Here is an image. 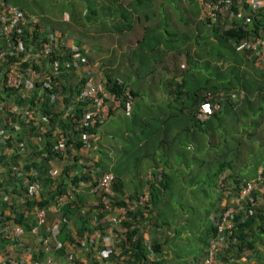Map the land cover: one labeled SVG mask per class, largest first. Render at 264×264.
Listing matches in <instances>:
<instances>
[{
  "label": "trees",
  "instance_id": "obj_1",
  "mask_svg": "<svg viewBox=\"0 0 264 264\" xmlns=\"http://www.w3.org/2000/svg\"><path fill=\"white\" fill-rule=\"evenodd\" d=\"M80 1L81 4L79 3V6H77L74 4L73 0H67L69 4L67 6L68 19L70 20L73 29H82L87 23L92 22L100 23L98 27L105 26L108 27V30L115 32H120L123 29H132V31H134L133 29L138 27V36L134 37L138 52L143 50H146V52H152L151 50L157 45L162 44H164V46H169L168 52H170L172 50L171 47L177 44L180 40V34L175 31H162L161 28L159 29V26L154 23L149 26L142 23L143 21L150 19L151 14L148 11L149 7L156 3L157 12L155 13L156 9H153L152 15L159 17V9H161L160 11L162 12L161 15L164 24L167 26V17L164 14L165 11L163 9L164 5L162 4V0ZM188 2L194 3L198 7L197 0H188ZM8 5L17 6L23 11L32 14V11L29 10L30 7L28 6V0H0V10L6 8ZM244 6L245 8L242 19L244 17L248 20L245 24H242L241 20H235L233 26L224 28L223 25L219 23L208 25L205 22L196 20V22L205 29V35L200 45L202 48L208 50L205 51L204 55H200L197 52H193L191 55L187 52L183 60L173 61L176 63L177 69H170L174 71L172 74H178L180 76L179 82L176 83L177 86L184 87L187 90L178 91V87L174 88L173 91L170 92L172 98H169L160 106V108L153 105L151 114L148 112L146 114L138 109L140 110L139 119L137 120L138 123H135V125L139 126V129L137 132H130L131 135L139 137L141 125L143 123L149 125L152 124L149 127L151 129L149 132H155V129L157 128V130H160L159 132H161L159 135L163 136L159 142V149L165 143H169L170 145L179 144L178 153L181 155L188 152L187 149H185L188 144H194L195 149H199L201 153L202 151L205 152V155H203L204 158L196 160V163L203 164L206 162L205 170L202 174L207 173L206 179L212 182L213 187H215L214 184L219 181L218 186H216V192H219L220 190V194H217L216 197V208L213 207L210 211L208 210L210 216L208 215L206 218H208L207 220L209 223L200 232L201 235L196 239L200 241L202 245L204 244V249L200 258L201 260L206 254V247L209 244V240L216 236L223 237V242L225 244L223 243V246L217 255L218 259L221 260V264L227 263L229 253L232 254L239 252L243 248L251 249L253 242L251 243L252 240L249 241L247 239V230L251 229V225L255 220H258L259 224L264 221V213H260L264 211V194H257L254 193V191L252 193L254 198L253 204L247 202L245 211H239L234 214L232 230H230L229 233L227 230H223L220 233L217 232V225L220 222L221 213L224 212L228 206H235V203L231 198L236 196L237 191L241 188L243 183L252 178L255 175L257 168L264 163L255 161L256 163L252 164L251 162V171L242 174H240L238 170L235 171V166L233 167L232 158L237 160L238 163L244 160V157L239 156L238 152L237 155H235L234 150L239 147L244 146V152L250 156L249 160L253 161V147L249 140L251 138H257V136H251L249 134L254 133V131H251L250 133L246 132L244 134V136L246 135L244 142L241 139H238L235 144L238 147H235L234 149L233 147L230 148L224 145V143H226L224 137L222 139L216 135L217 128L218 126L220 128L222 119L223 131L228 126H237L238 124H241L244 119L245 126H247L250 117L251 122L249 123L251 124L248 126L256 127L261 119L260 116L264 113V69H259L258 67L256 68L257 73L255 76H249L244 65H250L254 68L257 67L253 64V55L248 51L240 52L234 47L235 43L248 36L260 32L261 34L264 33V6L255 10H250L246 4H244ZM31 28L32 30L28 31V27H22L20 35L23 38L24 43H26L29 38L31 41L38 39L39 29L41 30V28H38V23ZM41 31L42 35L40 36V39L44 37V31L52 33L55 32V29L50 28ZM57 31L59 32L57 36L58 45H60V42L66 40V34H64L65 32ZM164 33L168 38L165 37L166 40H162L161 42L160 38L162 36L160 34L164 35ZM82 34L83 33L79 35ZM14 35L15 34H12L11 36ZM73 42L78 46L81 44L77 39ZM225 52H227L228 55L225 56ZM89 53L90 51L84 55L86 57V64L84 65L81 63L78 72H74L72 69L65 71L64 68H61V73L58 76H55L54 78L52 76V82L57 81L58 83V86H55V89L49 91L38 86L37 89L28 93V96L26 97H21L20 91L8 88L0 74V92L7 97L11 96L13 101L12 104H4V96L0 95V106L3 111H6L7 115H10V120H15L18 124L16 129L14 128V125L8 128L15 134V136L13 137L8 133L5 143L0 145V160L2 166L0 169V215L3 217V220H12L14 223L20 224L24 231H27L33 223L35 207L47 208L56 195L62 193L71 185L76 186L78 181L81 180L85 184L83 186L85 190L75 193L73 198L64 204L58 212L47 210L45 225H43L44 227H48L53 222L58 223L59 232L56 239L59 240L61 244L68 242L76 247H79L77 239H80L87 234L93 235L98 233L104 235L107 233V229L110 226V220L106 217V213L100 210V204L95 202L92 204L93 206L89 205L88 203H85L86 198H84L88 195L91 196V193L88 190L95 181L90 180L91 173L94 171L96 174H99L104 170L110 171L106 169V166H102L99 162H95L93 159V139H89L91 147L84 152L85 154L80 152L83 146L80 133L83 131L95 133V129L100 125L88 129L82 128V130L76 128L77 121L83 122L81 118L85 103L80 101L69 110V117L63 116L64 111L68 108L69 100L79 92L81 83L85 81V79L93 77L85 71V67L92 64V61L89 59ZM67 54L68 48L65 45H60L59 49L54 47L52 52H50L46 58L40 60L42 62H48L49 60L57 58L62 62L64 59L69 58V54L68 56ZM138 54L140 53L135 54V58L138 59V64L135 69H137L140 63H143V56L146 55L140 56ZM208 55L210 61L207 58ZM194 57L195 59L202 57L201 61L203 62L198 65V62H196ZM7 59L12 61L17 59V56H7ZM158 62L160 63V60ZM170 62H172V60ZM181 62L188 67L187 70L186 68L178 70L179 66L181 68L184 67L183 64L180 65ZM26 64L28 63L23 62V65ZM104 64L105 62H101L100 66L102 67ZM100 66L94 68V73H98V71L100 72V77H98V79L102 83L104 90L119 99L122 108L126 101H130L129 108L126 109L125 114L129 116V119L132 121L137 112L136 108L133 112L135 115L132 114L130 116L132 108L131 101L135 94L138 95V91L134 89L138 86L137 80L131 79L132 73H128L127 69L115 73L113 70L111 72V70L101 68ZM198 70L206 71L208 77L203 80L196 78L195 75ZM76 73L79 74L77 77L78 84L72 86L70 79L73 77L75 78ZM137 79L139 80V78ZM50 94L55 96L53 102H50ZM207 95L210 96L209 102L212 111L206 119L200 120L196 117V112L200 102L205 100ZM256 95L260 98L259 102L255 99ZM251 97H253L254 100H252ZM13 104L21 107L38 105V109L41 113L46 114L47 116V121L43 124V129H40L38 125L25 123L20 116L8 112V108ZM109 113L110 110L108 115ZM106 119L107 118H105V120ZM186 123L191 126V129L184 125ZM57 128L63 131L62 137L57 136L55 132V129ZM188 129H190V134L192 133L191 135H187V133H189ZM173 130L174 133H177L180 136L178 143L167 139ZM255 133H257V135L258 133L260 134L258 135V138L262 141L264 138L263 133ZM61 138H63V141H61ZM213 138L215 139L216 146L220 147L222 144V148L219 150H217V147L214 148V143L212 141ZM204 141H206V143ZM19 142L23 143L22 151L17 146ZM59 143H61L63 147L62 149L55 147ZM9 146H13L11 147L13 148V151L6 154L5 149ZM203 146L208 147L206 151H204L205 148ZM71 150H75L76 153H66ZM88 152H90L89 156L85 157ZM229 152L232 154L231 156L228 155ZM78 154H82V156ZM155 156L156 153L153 154V158H155ZM221 158L222 160H220ZM55 160L62 161L60 167H52L53 161ZM78 160L82 162H78ZM13 166L15 169L12 168ZM52 168L56 169V174L50 173V169ZM224 170L228 171L227 174H224L218 179V176ZM158 175V173L150 172V178L148 180H138L140 183L124 195L122 191L124 182L118 178L116 173H113V196L110 198V204L121 205L125 204L127 200L137 198V196L144 190L141 186L145 182L148 185L146 190L148 191L149 196L147 200V210L137 209L135 211L136 213L132 214L133 217L131 218V221H121L119 227L113 231L114 238L117 239L116 250H118V252L111 254L108 258L112 264H146L148 262L147 255L149 253H152L154 259H157L155 262L150 261V263L163 264V260L161 259L162 243L156 238H152L150 241L145 242L141 236L140 228L137 226L138 221L145 220V217L148 218V214L151 215L150 213L152 210L159 206L161 207L164 201L163 196L166 193V179L168 180V176L167 178L164 176L160 181H155ZM33 184H37L41 188L38 198L34 196L33 191L29 188L30 186L32 187ZM222 200H224L223 205L221 204ZM135 216H138V219H135ZM1 221L2 220L0 219V222ZM92 222L94 224H92ZM68 224H70L74 231L70 229ZM150 229H153V227L151 226ZM4 242L3 239H0L1 248L4 245ZM36 250L37 251H32L33 257L38 259L41 257L42 252L38 247H36ZM55 251H57L59 255H63L65 251L64 246L62 245L58 250H53L51 252L54 257H57L55 256ZM1 252H3V249ZM69 253L72 252L65 254V258L68 257ZM72 256L73 257L70 259L67 258L69 264L75 261L73 253ZM97 261L98 260L95 256H93L92 264H98Z\"/></svg>",
  "mask_w": 264,
  "mask_h": 264
},
{
  "label": "built area",
  "instance_id": "obj_2",
  "mask_svg": "<svg viewBox=\"0 0 264 264\" xmlns=\"http://www.w3.org/2000/svg\"><path fill=\"white\" fill-rule=\"evenodd\" d=\"M197 4L199 8L197 19L199 21L205 22L208 25L219 23L224 28H229L233 26L235 20H241L242 24L248 21L247 18L243 17L242 19L245 8L244 4L250 10H255L264 6V0H197ZM35 24H37V18L32 14L24 12L17 6L8 5L6 8L0 10V74L3 77L5 85L8 88L20 91L21 97L28 96V93L37 89L38 86L49 91L55 89L58 83L57 81L52 82V76L53 78L58 76L61 73V68H64L65 71L72 69L74 72H78L81 63L86 64L85 52L81 50L80 46L73 42L65 44L66 41L60 42V45H65L68 48V59L60 62L59 59L54 58L48 62H42L41 60L46 58L54 47L59 49L60 45H58V35L55 32L45 33L43 38L34 41H31L29 38L24 43L20 35L22 27H28V31H31V27ZM12 34L15 35L11 36ZM234 47L240 52L248 51L254 57L253 64L264 69V33L261 34L260 32L248 36L235 43ZM12 55L14 57L17 56V59L9 61L7 56L10 57ZM23 62H27L28 64L23 65ZM49 99L50 102H53L55 96L50 94ZM209 99L210 96L207 95L206 99L200 102L198 106L196 117L200 120L206 119L212 111ZM79 101L85 103L81 118L83 122L77 121L78 123H76V128L81 130L82 128L88 129L101 125L108 116L110 103H119V99L105 91L100 80L94 77L87 78L81 83L79 92L69 100L68 108L64 111L63 116L69 117V110L78 104ZM129 105L130 101L128 100L125 102L124 109H128ZM0 110L2 111L1 106ZM8 112L20 116L25 123L38 125L40 129H43V124L47 121L46 114L41 113L38 105L21 107L13 104L8 108ZM14 128H17V126H14ZM55 132L58 137H62L63 131L57 128ZM80 134L83 141L81 152L84 153L91 147L89 139H93L94 133L83 131ZM7 137L6 130L0 128V141L3 144ZM61 141H63V138H61ZM17 146L22 151L23 143L19 142ZM55 147L59 149L63 148L61 143ZM78 162L82 161L78 160ZM12 168L15 169L14 166ZM50 173L56 174V169H50ZM84 185V182L80 180L76 186L71 185L68 189L56 195L47 208L35 207L33 223L27 231H24L20 224L14 223L12 220H3V217L0 215V219L2 220L0 222V239L5 241L3 247H0V264H58L51 252L58 250L63 245L56 239L59 232V224L53 222L50 226L44 227L46 211L58 212L64 204L73 198L75 193H79L82 190ZM112 185L113 174L110 171H103L88 190L91 195L96 196V202L101 206L100 210L104 211L106 217L110 220L107 233L100 236L101 245L95 250V258L101 261L107 260L111 254L116 252L113 231L119 227L121 221H131L132 214H135L137 209L145 210L149 196L148 191L144 189L137 198L127 200L125 204L113 205L110 204V198L113 196ZM29 188L33 191L34 196L38 198L41 191L40 186L33 184ZM253 192L264 194V163L257 168L252 178L243 183L237 191L236 196L231 198L235 206L230 205L221 213L217 232L220 233L223 230H227L229 233L232 230L234 214L239 211H245L247 202L253 204ZM223 203L224 200L221 201L222 205ZM135 219H138V216H135ZM41 228L44 232L41 231ZM27 236L36 244L35 247H32V243ZM91 236L87 234L77 239L79 247L86 248L90 247L89 245L91 244L93 246L95 242ZM87 243L89 244L86 245ZM223 243V237L216 236L215 238H211L206 247L205 256L197 264H221V260L218 259L217 255ZM36 247L42 252L41 257L38 259L33 257L32 252L37 251ZM2 249L3 252H1ZM71 257H73L72 253H69L67 258L70 259ZM147 258L154 259V255L149 253ZM68 259L64 264H69Z\"/></svg>",
  "mask_w": 264,
  "mask_h": 264
},
{
  "label": "crops",
  "instance_id": "obj_3",
  "mask_svg": "<svg viewBox=\"0 0 264 264\" xmlns=\"http://www.w3.org/2000/svg\"><path fill=\"white\" fill-rule=\"evenodd\" d=\"M62 19L67 21V13H64ZM69 28L75 31L77 35L80 34L76 28H72L71 22ZM106 29L108 30V27L101 26L97 29V33L94 34L97 39L95 40V47L93 48V46H91L93 52H91L92 49L90 48V54L93 58L92 64L85 67L86 73H89V70L93 71L95 67L98 68L101 62H105V64L100 67L111 70V72L113 70L117 73L118 71L127 69L128 73H132L131 79H136L138 83V86L134 88L138 91V95L135 94L131 101L132 108L130 116L134 114L133 112L136 108H139L146 114L147 112L151 114L153 105L160 108L169 98H172L170 92L178 87L176 83L179 82L180 76L178 74H172L170 68L164 66L165 62L162 58L156 55V50L160 45H157L151 50L152 52H146V50L138 52L135 38L132 36V29H123L120 32L107 31ZM64 34H67L68 37L66 40L68 42H73L75 40L71 37L73 35L69 33ZM89 36L90 32L88 31L79 35V39L82 40L80 43L89 42L87 41ZM137 53H140L138 54L140 56L146 55L143 56V63H140L137 69H135L138 64V59L135 58V54ZM159 60L160 63L158 62ZM195 60L196 62L201 61L202 57H198ZM180 65H182V62ZM137 78H139V80ZM177 89H179L178 91L187 90L184 87H178ZM109 110L110 113L107 119L95 129L92 146L93 159L102 166H106V169L110 170L112 174L116 173L118 178L124 182V185L122 184L124 195L140 183L138 180H148L150 178V172L159 174L155 181H160L164 176L166 178L168 176V180L166 179V192L171 194L173 199L171 201L172 207H170L171 212H169L170 216L167 218L166 215H161V218L157 216L155 211L159 210L160 206L152 210L150 213L151 215L148 214V218L145 217V227L140 226L141 236L145 242L150 241L152 238H156L162 243L161 259L163 260V264H197L202 256L204 244L202 245L201 242L195 238L194 241L197 242L198 245L194 246L190 251L184 250L183 245H185L184 243H186L189 236L197 233H193L187 227V224H189V210L183 211L181 208H178V202L182 200L178 193L179 190L185 188V186H183L184 184L190 183L189 180L194 179V177L190 178L189 174L197 169L199 164L196 163V160L204 158L203 156H198V154L205 155V152L202 151L201 153V151H195L194 144H188L185 147L188 152L181 155L178 153L179 144L170 145L169 143H165L159 149V142L163 137L159 135V133H161L159 132L160 130L158 131L156 128L155 132L150 133L149 131H151V129L149 127L152 124L143 123L141 125L139 137L133 136L126 123L121 125H115L114 123L115 116H123L125 118L127 116L125 114L126 110L122 109L121 103H110ZM184 125L191 129L188 123ZM190 129H188L189 133H187V135L190 134ZM174 130L167 139L178 143L180 136L174 133ZM203 147L205 148L204 151L208 148L206 146ZM114 149L119 151L118 156L114 155ZM70 153L75 154L76 152L75 150H71ZM154 153H156L155 158H153ZM203 165H206V162L203 163ZM239 172H241V170ZM222 173L218 176V179L221 178V175L227 174V170H224ZM179 174L188 179H179ZM218 182L219 181L214 184L215 188L218 186ZM181 183H183V185H181ZM147 186L145 182L141 188L146 189ZM190 194L191 196L193 195V193L187 192V201L189 203L194 200V198L190 197ZM217 194H220V190L219 192H215V202L210 205L211 209L217 206ZM176 195L178 198L180 197L178 202ZM86 197L90 198L91 196L88 195ZM163 198L165 200L164 196ZM91 203L93 204V202ZM207 212L206 216L208 217L210 212ZM260 213L263 214L264 211ZM151 217L154 219L152 221H156L155 227H153L154 233L150 232V225H152L150 221ZM258 224V220H255L251 225V229L247 230V239L249 241L252 240L251 243L253 242L252 248H243L239 252L229 253L226 264H264V221L259 224V227ZM70 229L74 231L72 227ZM27 238L32 243V247H35L36 244L33 243L32 239L29 236H27ZM63 246L65 250L63 255L61 254L63 257H61L57 251L54 252L57 257H54L52 254L58 264H64V262H66L65 254L68 252L74 254L75 261L73 264H92L95 251L94 246L81 248L69 244L68 242H65ZM116 252H118V250H116ZM156 260L157 259L148 258L146 264H152L150 261L155 262ZM97 262L98 264H112L109 259L106 262Z\"/></svg>",
  "mask_w": 264,
  "mask_h": 264
},
{
  "label": "rangeland",
  "instance_id": "obj_4",
  "mask_svg": "<svg viewBox=\"0 0 264 264\" xmlns=\"http://www.w3.org/2000/svg\"><path fill=\"white\" fill-rule=\"evenodd\" d=\"M158 1V0H156ZM74 4H76L77 6H79V3L81 2L80 0H73ZM155 2V1H154ZM81 4V3H80ZM162 4L164 5V11H165V16L167 17L166 22L168 23L167 26H165L164 21H163V17L161 15V9H159L160 12V16H154L152 15V10L156 9V3H154L152 6L149 7V12L151 14V17L149 20L143 21L142 23L145 25H150V24H156L158 25L159 29L161 28L162 31L168 30V31H175L178 34H180V40L177 44L173 45L171 48L172 50L170 52H168V48L169 46H164V44L159 46V49H157V55L159 57L162 58V60L165 62V67L167 68H174L175 70L177 69L176 63L173 62L174 60H183L185 54L188 52L189 54H193V52H197L200 55H204L205 51L208 49L202 48V46L200 45L202 39L204 38L205 35V29L200 26L196 20L197 16H198V11L199 8L197 7L196 4L194 3H189L188 0H162ZM68 2L67 0H28V6L30 7L29 10L32 11V14H34L37 17V23H38V28H41V30H45V29H55V30H59L62 32H67L73 36V39H77L79 41H81L79 39V35L76 34L75 31H73L72 29L69 28L70 26V20L67 19L63 20L62 18L64 17V13H68L67 12V6H68ZM65 11V12H62ZM157 12V9L155 10V13ZM68 17V14H67ZM158 17V18H157ZM162 17V18H160ZM164 24V25H163ZM100 25V23H87L85 25V27L82 29H77L79 31V33H84V32H90V36L89 39L87 41L89 42H81L80 44V48L83 52H85V54H87L90 51L91 46H93V48L95 47V40L97 39V37L94 36L95 33H97V29H99L100 27H98ZM98 27V28H97ZM81 28V27H80ZM138 27H136L135 29H133L134 31H132V36L136 37L138 36ZM39 29V33H38V37L40 38V36L42 35V31ZM56 35L59 34L58 31L55 32ZM162 37L160 38V41L162 42V40H166L167 35L164 33L160 34ZM179 36V35H178ZM67 34L65 39L67 38ZM166 37V38H165ZM65 44L69 43L67 40H65ZM74 43V42H73ZM167 43V42H165ZM92 49V48H91ZM145 49V48H143ZM202 49V50H201ZM93 52V49L92 51ZM202 52V53H201ZM89 55V59L92 61V57ZM224 55H228L227 52L224 53ZM207 58L210 61V57L209 55L207 56ZM96 59V58H95ZM172 60V62H170ZM203 61H198V65L201 64ZM182 64L184 65L183 68H181L179 66L178 70H183L186 68V70L188 69V67L182 62ZM224 65V64H223ZM245 69L247 70V72L249 73V76H255L256 72V68L257 67H252L250 65H244ZM224 69V68H223ZM171 72H174L173 70H171ZM90 75H92L94 78L100 77V72L98 71V73H94V71H90L89 73ZM79 76V74H76V77L71 78L70 82L73 85L78 84V80L77 77ZM196 78H198L199 80H203L204 78H207V72L204 70H198L197 74L195 75ZM264 92V90H263ZM262 92V93H263ZM1 96H4L3 98L5 100L4 104H12V97L11 96H5V94L0 92ZM252 100L253 97H251ZM256 100H258L257 102H259V97L256 95L255 97ZM264 105V104H263ZM139 108H137V112L135 115V118L131 121L129 119V117L126 116H115L114 117V123L115 125H121L123 123H126L127 126L130 128V132H137L139 129V126L135 125V123H138V119H139ZM260 120L259 123L257 124L256 127H249L248 125L251 124L249 122L251 117L248 119L249 122H247V126H245V119L244 121L241 122V124H238L237 126H228L227 128L224 129L223 131V119L221 120L220 123V128L218 126L217 128V133L216 135L219 136L220 138L225 139L226 143H224L225 146L230 147L233 149L236 147H238L236 144L238 139H241L243 142L245 140L246 135L244 136V134L246 132L250 133L251 131H254V133L249 134L251 136L256 135L257 138H251L250 136V144L253 147V154H254V158L253 161L249 160L250 156L244 152V146L243 147H239L237 148L235 151V155L239 156H243L244 160L240 163H238L237 160H234V158H232V163H233V167L235 168V171L238 170L241 172H239L240 174L242 173H249L250 169H252V164L256 163L255 161H260V162H264V138L263 140H259V136L260 135L258 133L255 132H261L263 133L264 136V113L262 114V116H260ZM17 121L10 120V115L6 114V111H1L0 110V128H3L4 130H6L7 134L9 133V135H12L13 137L15 136L14 133H12V131H10L8 128H10V126H17L18 124L16 123ZM132 123V124H131ZM244 123V125H243ZM215 125V124H214ZM8 126V127H6ZM216 126V125H215ZM231 127V128H230ZM16 129V128H15ZM262 130V131H261ZM11 136V137H12ZM257 139V140H256ZM14 141V140H13ZM213 143H214V148L217 147V150H219L220 148H222V144L220 147L216 146L215 143V139H212ZM206 143V141H204ZM3 144L0 141V145ZM13 146H9L8 148H6V154H9L13 151V148H11ZM1 150V149H0ZM114 155L118 156L119 155V151L116 149H114ZM195 151L200 152V150L196 149ZM142 152V151H140ZM67 154H69L70 152H66ZM89 153H86V156H89ZM85 154V153H84ZM81 155L82 154H78ZM228 155H232L230 152L228 153ZM198 156H203L202 154H198ZM234 156V154H233ZM228 157V156H227ZM219 159V158H218ZM82 160V159H81ZM222 160V158L220 159ZM247 160V161H246ZM248 163V164H246ZM62 164V161L59 160H55L53 161V166L56 167H60V165ZM251 165V166H250ZM205 170V165L203 164H199L197 166V169L193 170L190 175V178L194 177V179L189 180L190 183L184 184L181 183V185L185 186V188L183 190H179L178 195L181 196L182 200L179 201L180 197L177 198V202L179 207L181 208L183 211L185 210H189V216H188V223L187 224L188 228L197 234H192L191 236H189L188 240L186 241V243H184L185 245H183V248L185 251H190L194 246H197L198 243L194 241L195 238H198V236H200V232L207 226L208 224V220L206 218V212L210 209V205L212 203L215 202V192H216V188L213 187L212 182L208 181L206 179V174L204 173L202 174V172H204ZM228 172V171H227ZM99 174H96V172H92L90 175V180H95ZM179 179H186L184 178L182 175H178ZM222 177V175H221ZM188 179V178H187ZM186 179V180H187ZM11 187V186H10ZM17 187V186H16ZM18 188V187H17ZM85 190L84 187H82L83 191ZM80 191V192H81ZM187 192L189 193H193V195L190 197L194 198L193 201H191L190 203L187 201ZM13 195V194H12ZM14 195L16 196V194L14 193ZM17 197V196H16ZM165 200L163 201L161 207H159V210H156L155 214H157V216L161 215H166V218L170 216L169 212H171L170 207H172L171 205V201L172 196L171 194H168V192L165 193L164 195ZM18 198V197H17ZM86 198L85 203H88L89 205H92L91 202L95 203L96 202V196H93V194L91 195L90 198L84 197ZM15 202V201H13ZM17 203V202H15ZM93 206V205H92ZM151 220V224L150 226L155 227V222L156 221H152L154 220L153 217L150 218ZM94 221V220H93ZM145 220H140L137 223V226L139 228H141L140 226L145 227ZM92 224H94L92 222ZM69 227L71 228L70 224H68ZM150 232L154 233L153 229H150ZM199 232V233H198ZM101 235L98 233L93 234L91 237L94 239V244L93 246L95 247V250H97L100 247V243H101ZM77 239V238H76ZM87 239V237H86ZM113 241H114V246H116V242L117 239L114 238L113 236ZM89 243H87L86 245H88ZM92 245V244H91ZM89 245V246H91ZM118 249V248H117ZM94 256H95V251H94ZM63 257V256H61ZM99 262H106L107 260H98ZM74 263V262H73ZM71 263V264H73ZM103 264H108V263H103Z\"/></svg>",
  "mask_w": 264,
  "mask_h": 264
},
{
  "label": "clouds",
  "instance_id": "obj_5",
  "mask_svg": "<svg viewBox=\"0 0 264 264\" xmlns=\"http://www.w3.org/2000/svg\"><path fill=\"white\" fill-rule=\"evenodd\" d=\"M18 8H19V7H18ZM21 10H22V9H21ZM24 12H25V11H24ZM26 13H27V12H26ZM32 15H34V14H32ZM34 16H35V15H34ZM35 17H36V16H35ZM36 18H37V17H36ZM43 31H44V30H43ZM55 32H56V30H55ZM45 33H47V32L44 31V35H45ZM38 39H40V38H38ZM122 109H124V107H123ZM97 127H98V126H97ZM84 170H85V169H84ZM104 171H106V170H104ZM102 172H103V171H102ZM102 172H101V173H102ZM101 173H100V174H101Z\"/></svg>",
  "mask_w": 264,
  "mask_h": 264
}]
</instances>
